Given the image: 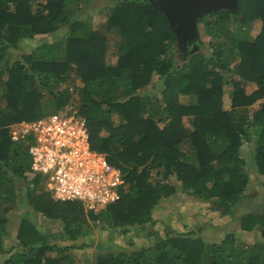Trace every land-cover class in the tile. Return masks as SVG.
Instances as JSON below:
<instances>
[{
  "label": "trees",
  "instance_id": "16d2710c",
  "mask_svg": "<svg viewBox=\"0 0 264 264\" xmlns=\"http://www.w3.org/2000/svg\"><path fill=\"white\" fill-rule=\"evenodd\" d=\"M74 1L0 0V251L11 234L9 213L21 202L29 214L60 219L66 240L89 236L98 224L154 236L151 245L132 250H97L87 264H264V241L247 247L228 235L206 243L196 230L166 225L161 232L153 214L179 185L207 201L216 215L234 214L247 197L251 168L264 174V0H238L236 11L203 14L198 24L211 36V50L186 58L177 52L179 39L169 18L147 0L117 1L103 29L77 19L69 11ZM257 19L262 28L251 37L247 28ZM62 24L70 30L60 38H41L17 51L22 41ZM112 39L115 62L108 54ZM157 73L164 86L160 95L142 94ZM245 82L256 87L248 91ZM226 83H233L230 108L224 106ZM76 92L91 146L121 167L126 179L121 198L99 210L40 188L42 175L30 173L33 136L17 140L10 131L14 123L64 110ZM240 224L247 230L264 226V214L243 215ZM19 231V243L10 249L22 247L3 264H77L78 245L53 241L27 214Z\"/></svg>",
  "mask_w": 264,
  "mask_h": 264
},
{
  "label": "rangeland",
  "instance_id": "374dc122",
  "mask_svg": "<svg viewBox=\"0 0 264 264\" xmlns=\"http://www.w3.org/2000/svg\"><path fill=\"white\" fill-rule=\"evenodd\" d=\"M117 1L124 0H78L74 1L69 7V11L75 12L77 19L88 20L94 28H105L104 22L109 14V7L115 5ZM245 30V26L237 23ZM235 26V27H236ZM199 39L197 41V50H206L210 48L209 41L211 36L206 33V29L202 23L198 24ZM262 28V20L257 19L251 23L247 28L249 29V35L251 37L256 36ZM67 30H70V26L62 24V26L53 33L41 34L33 39H27L22 41V50L27 51L38 43L41 38L48 40H54L60 38L65 34ZM117 37V36H116ZM114 39V38H113ZM110 41L111 46L108 50L110 62H115L117 59V51L114 48V40ZM177 52L180 55L183 54L184 58L189 56L188 51H184V43H178ZM196 50V51H197ZM211 50V49H209ZM193 53L192 48L189 51ZM19 55V52H16ZM183 58V59H184ZM228 77V76H227ZM239 78V75L235 76ZM81 80L76 79L75 83L80 85ZM160 75L154 74L152 82L141 90L142 94L155 92L160 95L163 84ZM70 83L69 85H71ZM67 82H61V86H67ZM245 88L248 91L253 90L256 87L255 82H245ZM71 88V87H70ZM233 88V83L225 84L224 91V106L226 108L231 107V95L230 91ZM74 100L66 108L77 110L79 102V93H74ZM182 101H187L188 97L182 95ZM257 106V105H256ZM255 105L250 108L253 109ZM55 111V110H54ZM185 122L189 123V116L184 117ZM249 149L245 144L244 155L248 162L251 159L248 156ZM251 181L247 187V197L241 201L234 209L231 215L219 216L216 212L208 207V202L198 199L192 195H189L186 191L182 190L181 185L178 186V190L170 197L162 198V200L154 208V216L162 223L157 227L161 232H165L166 225L172 228H176L178 231L196 230L202 236V239L208 242H220L223 238L234 237L237 243L243 244L247 247H251L258 241H264V226L257 224L253 229H243L240 224V218L246 214H264V174L259 175L255 169L251 168ZM175 176H171L170 180L175 181ZM175 183L178 184L177 181ZM40 188L44 189V185L40 184ZM20 194L27 195V191L23 190ZM26 195L24 197H26ZM27 207H23L22 203H18L12 211L9 213L8 229L11 234L4 239V250L0 251V264H3L5 259L16 249L21 248L22 245L10 249L15 243H19L18 233L20 227V221L22 215L27 214L33 222L38 225L45 233L49 234L53 241L61 244L73 243L78 247L73 248V252L76 255L77 264H87L86 259L91 258L97 250L117 252L126 248V250H132L141 246H148L154 242V236L148 233L139 235L137 232L131 229L128 234L112 231V228H103L102 225H94L92 233L88 235H82L75 240H66L62 236L63 222L60 219H54L46 217L42 213H31L26 211ZM31 210V209H30ZM32 211V210H31ZM28 228L25 230V232ZM24 232V233H25ZM55 234V235H53ZM83 245V246H79ZM92 259V258H91Z\"/></svg>",
  "mask_w": 264,
  "mask_h": 264
},
{
  "label": "built area",
  "instance_id": "2783aa9c",
  "mask_svg": "<svg viewBox=\"0 0 264 264\" xmlns=\"http://www.w3.org/2000/svg\"><path fill=\"white\" fill-rule=\"evenodd\" d=\"M14 139L33 136L29 150L33 172H39L53 195L81 199L99 208L121 198L126 186L121 167L94 149L86 118L78 111H53L11 126Z\"/></svg>",
  "mask_w": 264,
  "mask_h": 264
},
{
  "label": "water",
  "instance_id": "95a60500",
  "mask_svg": "<svg viewBox=\"0 0 264 264\" xmlns=\"http://www.w3.org/2000/svg\"><path fill=\"white\" fill-rule=\"evenodd\" d=\"M164 11L175 30L179 43L191 44L192 51L198 48V20L203 14L220 8L237 10L238 0H147Z\"/></svg>",
  "mask_w": 264,
  "mask_h": 264
},
{
  "label": "clouds",
  "instance_id": "9594fccd",
  "mask_svg": "<svg viewBox=\"0 0 264 264\" xmlns=\"http://www.w3.org/2000/svg\"><path fill=\"white\" fill-rule=\"evenodd\" d=\"M64 110L78 111V110H73V109H69V108H65ZM57 111H59V110H57ZM10 131H11V130H10ZM30 173L33 174V171H30ZM41 184L44 185V189L50 191L51 194L53 195L52 191H51L50 188L48 187L46 181L43 180V178L41 179ZM125 187H126V186H125ZM125 187H124V189H123V192H124V190H125ZM123 192H122V194H123ZM53 196H54V195H53ZM54 197H55V196H54ZM55 198H57V197H55ZM57 199H61V198H57ZM62 200H80V201H82V203H84V205L86 206V208H88V209L91 208V207H88V206L85 204V202H84L83 200H81V199H62ZM118 200H119V199H118ZM116 201H117V200H116ZM114 202H115V201H114ZM112 203H113V202H112ZM109 204H111V203H109ZM109 204H107V205H109ZM107 205H106V206H107ZM106 206H102V207H99V208H92V209L99 210V209H102V208H104V207H106ZM112 231H115V230H112ZM119 233H120V232H119Z\"/></svg>",
  "mask_w": 264,
  "mask_h": 264
},
{
  "label": "flooded vegetation",
  "instance_id": "af4514ba",
  "mask_svg": "<svg viewBox=\"0 0 264 264\" xmlns=\"http://www.w3.org/2000/svg\"><path fill=\"white\" fill-rule=\"evenodd\" d=\"M184 43V42H183ZM184 48V51L186 50V51H188V53H190L189 51H190V49L192 48L191 47V44H187V43H184V46H183Z\"/></svg>",
  "mask_w": 264,
  "mask_h": 264
}]
</instances>
